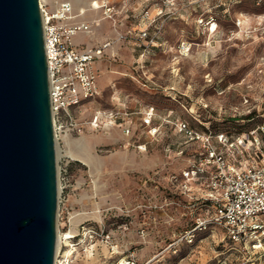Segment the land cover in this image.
Returning <instances> with one entry per match:
<instances>
[{"label": "rangeland", "instance_id": "374dc122", "mask_svg": "<svg viewBox=\"0 0 264 264\" xmlns=\"http://www.w3.org/2000/svg\"><path fill=\"white\" fill-rule=\"evenodd\" d=\"M103 1L115 7V22L103 8L87 12L92 33L74 43L127 39L94 64L99 95L72 112L56 142V234L72 233L69 246L61 240L58 261L264 264V249L230 243L217 225L185 239L211 212L180 194L173 179L197 150L180 123L213 133L264 127V0ZM99 111H118L124 120L95 127Z\"/></svg>", "mask_w": 264, "mask_h": 264}, {"label": "built area", "instance_id": "2783aa9c", "mask_svg": "<svg viewBox=\"0 0 264 264\" xmlns=\"http://www.w3.org/2000/svg\"><path fill=\"white\" fill-rule=\"evenodd\" d=\"M39 5L50 109L57 142L66 119H72V112L99 95L94 64L127 37L120 34L94 47L76 46L74 37L80 33L90 34L92 26L76 21L79 14L74 13L68 1L56 2L53 9H48L45 2ZM102 5L104 15L115 22L118 14L115 7ZM122 116L118 111H99L93 122L95 127L102 125V121L107 122L103 126H115L124 120ZM152 118L151 111L144 124L150 125ZM179 130L186 143L191 142L197 150L179 179H173L180 194L211 212L206 220H198L195 228L186 231L184 238L192 242L194 232L201 226L217 225L230 243L263 250L264 127L249 132L224 130L213 133L180 123ZM153 131L156 129L151 130V135ZM123 132L129 135L131 131L125 126ZM142 148L146 150L145 147H139V150Z\"/></svg>", "mask_w": 264, "mask_h": 264}, {"label": "water", "instance_id": "95a60500", "mask_svg": "<svg viewBox=\"0 0 264 264\" xmlns=\"http://www.w3.org/2000/svg\"><path fill=\"white\" fill-rule=\"evenodd\" d=\"M57 214L39 0H0V264H54Z\"/></svg>", "mask_w": 264, "mask_h": 264}, {"label": "bare ground", "instance_id": "6f19581e", "mask_svg": "<svg viewBox=\"0 0 264 264\" xmlns=\"http://www.w3.org/2000/svg\"><path fill=\"white\" fill-rule=\"evenodd\" d=\"M50 2L52 0H39V3L42 5L43 2ZM68 2H70L72 4V6L74 7L75 11L78 12L79 16L81 17H85L86 13L89 11H98L100 10L103 5L105 4V1H103L102 3L100 1L102 0H67ZM103 20V19H101ZM101 20H97V22H99L98 24H96L97 27H99L100 21ZM212 30H215V27L212 28ZM92 33V32H91ZM55 147H56V161H58L59 159V151H58V146L55 140ZM86 148L84 145H80V150L84 151ZM71 156H73V154L70 152L69 153ZM87 163H90L88 160H86ZM58 172V169H57ZM58 194H59V185H58ZM64 239V243L65 245H70L71 244V239H72V233H66L64 234V236H61L58 234H56V250H55V263L54 264H60V261H58V253H59V245L61 240ZM73 247L72 249H68L67 251L64 252L63 254V258L65 259V262H68L69 258L72 256L73 254ZM121 264H124V261H121Z\"/></svg>", "mask_w": 264, "mask_h": 264}, {"label": "crops", "instance_id": "0c3cea01", "mask_svg": "<svg viewBox=\"0 0 264 264\" xmlns=\"http://www.w3.org/2000/svg\"><path fill=\"white\" fill-rule=\"evenodd\" d=\"M73 10H74V13H75V14H78V13L75 11L74 7H73ZM79 17H81V16H78V17H77V19H76L77 22H83V23H86V24H90V25L92 26V22H89V21L83 19L82 17H81L82 19L79 20ZM90 34H91V33H90ZM90 34H83V33H80V34H77L76 36H78V35H90ZM76 36H75V37H76ZM75 37H74V38H75ZM73 42H74V39H73ZM74 44H75V43H74ZM100 44H101V43H100ZM75 45H76V44H75ZM91 45H92V43H91L88 47H92ZM76 46H78V45H76ZM80 47H87V46H80ZM93 47H94V46H93ZM107 53H108V52H107ZM107 53H106V54H107ZM102 61H103V60L99 59V60H97L96 64H97L98 62H102ZM96 64H95V66H96Z\"/></svg>", "mask_w": 264, "mask_h": 264}]
</instances>
